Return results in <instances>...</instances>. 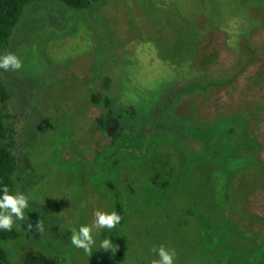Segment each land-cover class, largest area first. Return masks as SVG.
<instances>
[{
	"label": "rangeland",
	"instance_id": "374dc122",
	"mask_svg": "<svg viewBox=\"0 0 264 264\" xmlns=\"http://www.w3.org/2000/svg\"><path fill=\"white\" fill-rule=\"evenodd\" d=\"M261 5L24 8L5 52L22 67L0 73L14 192L29 203L13 225L19 238L0 242L8 264H151L161 245L174 264H264ZM116 202L123 224L94 232L91 255L75 247L73 231ZM105 237L124 241L121 257L100 248Z\"/></svg>",
	"mask_w": 264,
	"mask_h": 264
},
{
	"label": "trees",
	"instance_id": "16d2710c",
	"mask_svg": "<svg viewBox=\"0 0 264 264\" xmlns=\"http://www.w3.org/2000/svg\"><path fill=\"white\" fill-rule=\"evenodd\" d=\"M38 0H0V57L5 55L9 45V40L15 26L20 21L24 8ZM52 2H59L64 6L74 10H85L91 4H97L101 0H47ZM263 5L260 8L263 9ZM0 68V73L3 72ZM10 93L0 83V189L7 185L10 193H14V176L17 173V163L14 156L15 141L14 130L5 124L8 119L6 112L7 102L9 101ZM91 101L98 104L100 97L92 95ZM238 116V115H237ZM237 116L236 119H237ZM234 118V117H233ZM237 148V143L234 142L233 149ZM242 148H246L247 154H252L253 149L251 146L244 144ZM254 166V165H253ZM2 195V192H0ZM114 211L121 216V221L116 227L123 224L122 207L119 202L115 203ZM19 238V233L12 227L11 231L0 229V242L15 241ZM115 244L119 245L116 251L117 255L121 257L124 253L125 244L121 238L115 239ZM0 264H8V257L5 251L0 247Z\"/></svg>",
	"mask_w": 264,
	"mask_h": 264
},
{
	"label": "clouds",
	"instance_id": "9594fccd",
	"mask_svg": "<svg viewBox=\"0 0 264 264\" xmlns=\"http://www.w3.org/2000/svg\"><path fill=\"white\" fill-rule=\"evenodd\" d=\"M22 67L20 59L12 53H8L3 57H0V68L5 71L8 70H19ZM2 195H0V229L11 231L16 221H26L25 210L28 208V197L22 191H16L10 193L7 185L0 189ZM94 220L88 225H82L78 231H73L71 235V243L80 249H83L86 254H92V246L95 244L93 237L94 232L107 228H115L121 221V216L116 212H105L97 209L94 212ZM29 230L33 228L32 224H27ZM35 229L42 233L44 226L41 221H37ZM100 248L104 250H111L115 253L119 245H114L112 241L105 237L101 243ZM157 254L158 259H153L151 264H174L176 252L174 249H168L163 245L154 247L152 249Z\"/></svg>",
	"mask_w": 264,
	"mask_h": 264
}]
</instances>
